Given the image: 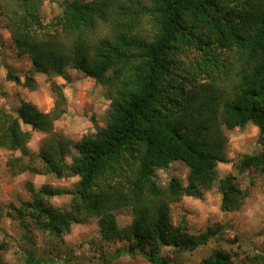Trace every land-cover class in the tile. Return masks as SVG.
Returning a JSON list of instances; mask_svg holds the SVG:
<instances>
[{"label": "trees", "instance_id": "obj_1", "mask_svg": "<svg viewBox=\"0 0 264 264\" xmlns=\"http://www.w3.org/2000/svg\"><path fill=\"white\" fill-rule=\"evenodd\" d=\"M41 4L0 3L15 47L32 63L23 79L9 69L6 80L33 90L34 74L65 77L70 66L114 96L106 125L77 142L52 133L65 102L56 85L50 112L25 101L15 115L0 109V149L20 153L6 160L12 174L60 178L69 170L78 177L71 193L27 183L30 198L13 208L14 216L58 239L73 224L95 219L102 241L125 244L109 262L140 255L151 264H170L159 255L162 248L191 252L216 240L222 228L191 234L182 223H172L171 207L183 197L201 198L213 186L222 212L244 205L247 191L215 169L227 162L223 129L248 123L257 128L262 150L243 155L235 168L264 178V0H60V14L49 26L41 21ZM99 24L108 29L103 38L96 37ZM146 24L149 33L143 34ZM224 50L234 53L230 62L221 61ZM188 53L196 56L180 69ZM228 65L230 73L224 72ZM199 78L209 80L200 83ZM22 125L48 135L49 142L30 152V131ZM174 161L187 167L185 183L170 177L162 186L156 170L166 171ZM63 194L71 195L69 204L54 207L49 199ZM121 209L131 214L123 227L115 215ZM22 237V264H72L67 257L37 256L31 233ZM259 257L264 264V255ZM199 264L234 262L229 253L215 250Z\"/></svg>", "mask_w": 264, "mask_h": 264}, {"label": "rangeland", "instance_id": "obj_2", "mask_svg": "<svg viewBox=\"0 0 264 264\" xmlns=\"http://www.w3.org/2000/svg\"><path fill=\"white\" fill-rule=\"evenodd\" d=\"M41 1L40 18L45 26H49L60 14V0ZM141 1L143 3V0ZM5 20L0 11V109L15 115L14 109L20 102L25 101L42 112H50L55 105L56 94L53 88L56 85L65 97L61 107L64 113L53 123L52 133L56 138H67L77 142L82 137L94 133L96 128L104 127L108 121L109 105L114 93L70 66L66 67L65 77L34 74L37 87L33 90L6 80L5 73L9 69L23 79L32 68V63L26 54H20L15 47ZM149 27L147 24L144 25L142 33L148 34ZM97 31V38L108 35V29L103 24H99ZM194 56L196 55L188 53V61L184 60L180 69H185L186 63L193 61ZM234 56L233 52L224 50L220 58L221 61L230 62ZM229 70L231 68L228 65L224 72L230 73ZM208 80L199 78L198 82ZM22 128L30 131L27 126L22 125ZM223 133L227 138L225 148L227 162L217 163L215 169L221 177L229 175L234 177L236 184L247 191V198L239 210L222 212L220 194L213 186L205 190L201 198L183 197L180 202L174 204L171 207V221L174 225L182 223L191 234L219 226L222 233L216 240L191 252L179 253L168 247L162 248L159 255L170 264H199L215 250L229 253L234 264H261L259 255H264V178L252 170L240 173L235 165L243 155L259 153L262 150V139L257 128L251 123L243 129H223ZM30 135L27 145L30 152L37 153L43 143L49 142V136L44 133L30 131ZM70 154L74 155V151L71 150ZM70 154L64 157L67 166L71 162ZM19 155L18 151L11 154L0 149V264H22L26 247L22 236L27 232L33 236L34 250L40 257L53 259L67 257L72 264H151L140 255L133 258L120 256L110 262L107 261L116 249L124 248L125 244L102 241L95 219L73 224L69 233L58 239L37 231L29 219L16 218L13 208L30 198L27 183H32L35 189L47 185L71 193L78 182V177L71 175L69 170H65V176L60 178L30 171L12 174L5 166L6 160L10 156ZM186 175L187 167L181 161L172 162L166 171L156 170V179L162 186L167 184L170 177H177L184 184ZM70 199V194H63L49 200L54 207L63 208L69 204ZM115 215L120 227L131 221L128 209L118 210Z\"/></svg>", "mask_w": 264, "mask_h": 264}]
</instances>
